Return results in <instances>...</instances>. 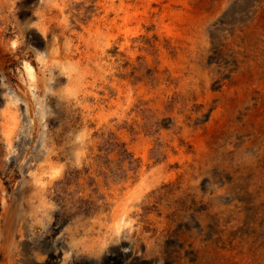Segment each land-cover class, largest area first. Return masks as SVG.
<instances>
[{
	"label": "bare ground",
	"instance_id": "obj_1",
	"mask_svg": "<svg viewBox=\"0 0 264 264\" xmlns=\"http://www.w3.org/2000/svg\"><path fill=\"white\" fill-rule=\"evenodd\" d=\"M20 2L0 0V264H264V0H146L144 21L129 0ZM84 18L111 59L109 188L62 136Z\"/></svg>",
	"mask_w": 264,
	"mask_h": 264
},
{
	"label": "rangeland",
	"instance_id": "obj_2",
	"mask_svg": "<svg viewBox=\"0 0 264 264\" xmlns=\"http://www.w3.org/2000/svg\"><path fill=\"white\" fill-rule=\"evenodd\" d=\"M84 1H90V0H84ZM91 1L93 2V4L98 6V11L101 14L100 16L102 17L104 15V6H106L108 4V0H99V2H98V0H91ZM121 1H123V0H116V4L119 5V3ZM161 1H162V3L164 2L163 3L164 6L177 8V7H180L183 0H161ZM195 1L196 0H193V2H195ZM129 2L131 4V6H133L132 7L133 11L138 14V16H139L138 19L144 21V19L147 18V15L144 14V12L146 11V4H145L146 0H129ZM20 5L22 6V10L26 11L27 9H31V7H34L35 2L33 3V2H27V0H22V2H20ZM162 10H164V9H162ZM110 16L112 18L113 13ZM153 19H154V17H153ZM82 21H83V26H82L81 30H79V32L76 34V36L73 35L70 37V41L73 42L72 44L74 45L73 47L74 48L78 47V49H79V51L74 52L76 58L73 62L74 63L78 62L79 65L76 66V67H78L76 70H79L82 73L81 74L82 76H80V78H81L80 80L75 79V81H74V82L78 83L80 86V88L77 89V90H79L80 94L78 93L74 96H78V102L80 101L81 105H79L77 108H74L73 110H70L69 114H66L64 116L63 121L65 123V128H64V132L62 133V136L65 134L64 137L67 138L68 148H70L73 144V136L74 135L81 136L82 138H84V140L87 139L86 140L87 144H86L85 150H84L87 154V158H88L87 161L90 162L92 156H96V158H97L96 162L98 163L97 167L100 170L99 178L100 179L102 178L103 180L105 179L104 181L106 183V186L108 185L107 188H109V186H110L109 181L113 180V177H114L113 171H112L113 170L112 169V161L110 159V157L113 153V150H114L113 149V134H112L113 130L111 129V126H113L115 121H117V118H115V116L113 115L112 108L109 105L110 104V94H109L108 80L107 81L104 80L106 78H109V76L106 75L104 77V74L101 73V71H100L101 69L98 68V64L103 66L102 71L106 70V72H109V67H107V65L111 64V59H109L108 55L103 56L99 53L100 47H105L107 40L103 39L102 36H100L98 33H96L97 23L94 24L95 21H90V19L86 20L85 18ZM143 28H144V26H143ZM143 28H142V31H140V33L137 35L136 40L139 39L141 36H144L143 35ZM151 31H155V25H153L151 30L150 29L148 30V32H151ZM14 40H16V39L13 37L9 41H10V43H12ZM104 43H105V46H104ZM94 44H96V45L98 44V47L99 46L100 47L98 49H96V47H94ZM77 56H79V57H77ZM96 56L98 57V60L101 59V62H98L96 60L97 59ZM32 59L37 61V58L35 56H32ZM103 60H104V62H103ZM24 63H25V60L20 59L19 63L14 67V72L12 73V76L14 75L13 76V81H14L13 84L14 85H16L18 83L19 77H21V73L23 71ZM103 63H104V65H103ZM85 67L88 68V70ZM83 74H84V76H83ZM89 74H90V76H89ZM95 79H97V80H95ZM98 81H100V82H98ZM94 82H96V83H94ZM65 86H63V87H65ZM66 88H67V86H66ZM95 95H97V96H95ZM69 115H70V117H69ZM77 119H78V121H77ZM90 126H91V128H90ZM97 126H98V128H97ZM110 146H112V147L110 148ZM123 147H126V146L124 145ZM104 159H105V161H104ZM63 162H65V161H63ZM115 182L122 183L123 181L121 179V181H115ZM100 200L105 201L104 198L100 199Z\"/></svg>",
	"mask_w": 264,
	"mask_h": 264
}]
</instances>
